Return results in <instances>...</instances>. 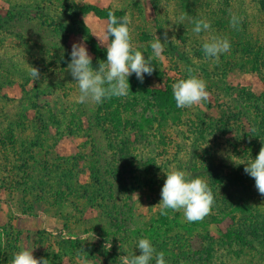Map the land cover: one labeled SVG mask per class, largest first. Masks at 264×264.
Instances as JSON below:
<instances>
[{"label": "rangeland", "instance_id": "1", "mask_svg": "<svg viewBox=\"0 0 264 264\" xmlns=\"http://www.w3.org/2000/svg\"><path fill=\"white\" fill-rule=\"evenodd\" d=\"M109 11L131 17L133 43L145 58L152 55L150 43L156 37L164 43L167 33L169 43L162 57L153 59L152 75L145 74L142 83L135 74L129 77L132 93L127 96L137 95L139 108L149 109L151 116L157 102L146 92L172 89L187 78L189 67L210 93L199 105L151 118L148 143L132 147L138 156L131 165L119 156L126 135L121 129L111 133L119 128L113 118L111 123L106 116L101 119L102 105L78 102V86L67 70L75 42L85 44L93 61L107 60ZM230 13L242 18L239 30L230 26ZM196 19L210 21L211 32L194 34ZM86 30L98 54L87 44ZM211 35L231 43L218 61L199 51ZM31 66L39 69L38 81L29 74ZM151 146L156 153L150 154ZM262 146L264 0H0V247L5 264L23 248L49 264H120L119 256L140 254L141 238L163 251L167 264H264L262 230L247 236V242L236 234L244 221L254 223L257 214L264 215V196L245 164L231 159H255ZM195 147L212 173L191 177L208 182L215 205L202 221L190 223L182 212L162 215L155 206L165 172L182 170ZM150 158L161 165L152 187L145 179L123 192L130 189L136 168ZM26 162L32 171L20 172Z\"/></svg>", "mask_w": 264, "mask_h": 264}, {"label": "clouds", "instance_id": "2", "mask_svg": "<svg viewBox=\"0 0 264 264\" xmlns=\"http://www.w3.org/2000/svg\"><path fill=\"white\" fill-rule=\"evenodd\" d=\"M192 22L194 24L192 31L197 36L202 32H211V22L207 19H196ZM241 22V17L230 13L229 23L233 29L239 30ZM131 24L132 20L128 14L117 17L115 11H109L108 23L104 30L105 40L108 41L105 45L107 60L99 61L98 68L93 67V57L84 43L72 44L71 61L67 70L78 86L79 103L102 104L106 99L126 97L129 94V77L132 74H135L142 83L145 74L152 75L155 71L152 61L154 58L162 57L164 46L169 43L167 33L164 43L159 37L150 43L152 55L145 58L133 43ZM175 40L173 36L170 42ZM230 49L229 39L216 35L209 36L202 45L204 56L217 61L221 54L229 52ZM187 72V78L179 79L172 84L175 105L181 109L199 105L207 101L210 95L207 82L194 75V69L191 67ZM29 74L34 80L40 79V72L36 67L31 66ZM231 159L236 165L245 164V173L255 180L256 189L264 196V146L260 148L255 159L247 162H238L236 156H232ZM165 173L167 178L161 189V201L155 206L160 209L162 215H167L169 210L182 212L184 219L191 223L202 221L212 212L215 197L206 180L201 177H189L184 170L175 168ZM137 248L140 250L139 255L133 252L119 256L120 264H152L153 260L155 264H167L165 253L157 251L150 239H139ZM10 264H49V260L43 257L37 259L33 255V249L23 248L13 256Z\"/></svg>", "mask_w": 264, "mask_h": 264}, {"label": "trees", "instance_id": "3", "mask_svg": "<svg viewBox=\"0 0 264 264\" xmlns=\"http://www.w3.org/2000/svg\"><path fill=\"white\" fill-rule=\"evenodd\" d=\"M94 9L100 13V11L97 8H94ZM215 13L216 12L213 11L210 14L214 15ZM101 15H104V14L101 13ZM222 25L225 26V23L223 22ZM86 31L87 33L89 32L88 30ZM87 38H88L87 44L91 48H93V51H95L98 54L97 52L98 50L95 49L96 44L92 41L93 40L92 34L88 33ZM201 50H202V47L199 48V51ZM224 57H227V56L224 55ZM98 62H99L98 60L93 61V67L98 68ZM130 93L132 92L129 91V94ZM146 93L149 95H152L153 98L156 100L157 108L160 109L158 114L156 113L157 108L152 109L153 111L151 113L152 114L151 116L148 114L149 109L147 110L143 107L139 108L140 100L137 95H134V97H129V96L121 97V98L114 97L111 99H106L102 104H100L102 105L100 107H104V113H103V116H101V119H103V117L106 116L107 117L106 123H111V120L113 118L115 121V125H117V128H119L118 130H112L111 133H117L121 129V131H123V134L126 135L125 138L120 141L122 148H118V149H120L119 156H124L123 160L125 159L130 165L134 161L135 157L138 156L134 153V149H132V147H135L137 143L143 142L144 145L148 143L147 142L149 138L148 130H150V132L153 130L151 118H153L154 120H159V118L163 116H169L172 112H174L177 109L171 88H168L167 90L152 89V92H146ZM158 93L160 94L158 95ZM112 108H114L115 110L114 113H112L113 115L109 113V111L112 110ZM147 117H149L148 120H147ZM23 144H25L24 141H23ZM149 145H154V144L149 143ZM198 152H199V149L195 147V149L192 150L190 156L186 158L184 162H182L183 164L181 165V169L184 170L189 175V177H191L192 175L198 176L199 171L203 172L201 173L202 175L212 173V168L208 169L209 165L202 166V163L205 161L203 159L204 155L201 156L198 154ZM209 152L210 151L208 147H206L205 153H209ZM152 153H156L154 146H151L150 148V154ZM156 155L157 154H155L154 156ZM149 156L152 157L153 155H149ZM200 159L202 161H199ZM196 162H198V164ZM142 165L136 168V171L138 172V174L132 175L129 177L130 181L128 184L130 185V189H125L123 192L129 193V191L132 190L133 187L137 183H141L145 179H146L145 186H148L149 189L152 187L153 182H154V176H157V172L159 171V168H161V165L157 166V163L154 158L148 159V161H145V165H143L145 166V169H144L145 174L141 172ZM153 166H155L156 168L154 169ZM18 169L20 170V172L22 170L23 172H26V170H29L30 172L32 171L33 168L29 166L28 163L26 162V163H22ZM208 172H211V173H208ZM97 184H100L101 186L104 185V184L102 185L101 182H97ZM238 222L241 223L243 222V220H239ZM260 230H262L261 232L264 234V215L261 212L260 214L256 215V221L254 223H252L251 221V223L248 222V224H246L244 221L242 229L240 230V232L236 231V234L240 239L247 242L248 241L247 236L261 235V232H259ZM61 234L62 233H60L59 236H61ZM67 239H69L70 242H74L73 240H71V238H67ZM63 241H67L66 238ZM3 249L4 247L2 248L0 247V264L6 263L4 260L5 251Z\"/></svg>", "mask_w": 264, "mask_h": 264}]
</instances>
